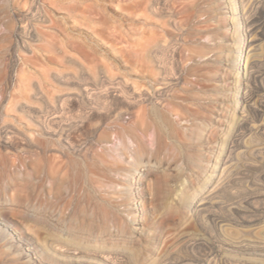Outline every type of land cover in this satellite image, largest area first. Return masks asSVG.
<instances>
[{"label": "rangeland", "instance_id": "1", "mask_svg": "<svg viewBox=\"0 0 264 264\" xmlns=\"http://www.w3.org/2000/svg\"><path fill=\"white\" fill-rule=\"evenodd\" d=\"M0 264H264V0H0Z\"/></svg>", "mask_w": 264, "mask_h": 264}, {"label": "bare ground", "instance_id": "2", "mask_svg": "<svg viewBox=\"0 0 264 264\" xmlns=\"http://www.w3.org/2000/svg\"><path fill=\"white\" fill-rule=\"evenodd\" d=\"M44 1V0H43ZM243 55V54H242ZM242 58V57H241ZM172 108V107H171ZM141 110V109H140ZM140 115V114H139ZM143 121V120H142ZM149 129V128H148ZM67 243V242H66ZM68 244V243H67ZM62 245V244H61ZM64 245V244H63ZM80 252V251H79Z\"/></svg>", "mask_w": 264, "mask_h": 264}]
</instances>
